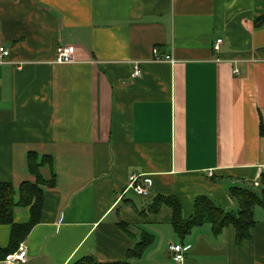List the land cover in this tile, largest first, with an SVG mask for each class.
I'll list each match as a JSON object with an SVG mask.
<instances>
[{
	"label": "crops",
	"instance_id": "crops-1",
	"mask_svg": "<svg viewBox=\"0 0 264 264\" xmlns=\"http://www.w3.org/2000/svg\"><path fill=\"white\" fill-rule=\"evenodd\" d=\"M60 46L73 63L56 62ZM0 47V183L34 182L31 153L51 157L41 172L55 178L23 242L0 225V264L22 244L23 264H119L147 236L130 264H264L257 207L241 244L210 224L181 240L170 207L148 210L174 197L188 219L207 196L236 214L233 188L262 194L264 0H0ZM31 217L17 208L14 224ZM173 244L187 248L183 263Z\"/></svg>",
	"mask_w": 264,
	"mask_h": 264
},
{
	"label": "trees",
	"instance_id": "trees-1",
	"mask_svg": "<svg viewBox=\"0 0 264 264\" xmlns=\"http://www.w3.org/2000/svg\"><path fill=\"white\" fill-rule=\"evenodd\" d=\"M261 128L263 131V124ZM52 164L51 157L31 153L27 157V171L34 177V182H25L18 189L12 184L0 183V225L12 226V246L14 247L23 242L41 220L44 188L53 186L55 183L54 176L47 180L42 175L41 169L47 165L52 167ZM262 180L264 183V174ZM231 196L238 205L236 214L226 211L207 196H200L195 200L194 213L188 219L183 217L182 206L174 197L158 196L148 206V210L157 213L164 205L170 207L173 211L172 225L181 240L186 239L194 229L210 224L215 236L221 235L230 227L234 228L236 243L241 244L251 238V230L256 224L254 209L258 206L264 209V189L261 196H258L257 193L248 189L233 188ZM17 208L31 209L32 217L28 224L23 226L14 224L13 216ZM120 227L126 229L125 225ZM151 242V236L142 239L137 247L130 251L127 259L119 264H130V260L138 258ZM14 252V249H7L1 254L5 259L8 254ZM77 264L97 263L92 257H86Z\"/></svg>",
	"mask_w": 264,
	"mask_h": 264
},
{
	"label": "built area",
	"instance_id": "built-area-1",
	"mask_svg": "<svg viewBox=\"0 0 264 264\" xmlns=\"http://www.w3.org/2000/svg\"><path fill=\"white\" fill-rule=\"evenodd\" d=\"M223 45V39L219 38L214 42L213 49L214 52L220 51L221 47ZM57 57H56V62L58 64H70L73 63V53L72 50L69 47H64L60 46L58 47L57 51ZM157 54V52H155ZM9 55L8 49L5 47H0V56L1 58H6ZM169 57H167V60ZM161 60V59H160ZM159 61V59H158ZM133 74L132 76L134 78L140 77L141 76V70H140V65L139 62H135L133 64ZM130 188H132L135 193L139 196L142 197H147L149 195V190L148 187H145L141 181L140 177L138 175H132L130 176ZM170 252L173 254V258L177 263H183L185 258H186V252L187 248L182 246V245H176L173 244L169 248ZM28 260V252L25 247V245H20L18 250L15 251L14 253L8 254L5 259L4 263L6 264H23Z\"/></svg>",
	"mask_w": 264,
	"mask_h": 264
},
{
	"label": "rangeland",
	"instance_id": "rangeland-1",
	"mask_svg": "<svg viewBox=\"0 0 264 264\" xmlns=\"http://www.w3.org/2000/svg\"><path fill=\"white\" fill-rule=\"evenodd\" d=\"M44 173V175L46 176V174H45V172H43ZM261 190H262V188L261 189H256V193L258 194V195H260L261 194ZM128 197H133V198H136L137 196H135L133 193H131L130 192V194H129V196ZM139 200V199H138ZM259 212H261L262 214H264V209L262 208V207H257L256 208Z\"/></svg>",
	"mask_w": 264,
	"mask_h": 264
}]
</instances>
